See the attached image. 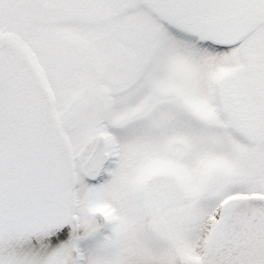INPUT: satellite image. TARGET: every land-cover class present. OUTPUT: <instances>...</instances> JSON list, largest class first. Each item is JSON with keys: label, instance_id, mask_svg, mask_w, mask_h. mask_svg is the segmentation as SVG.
Here are the masks:
<instances>
[{"label": "snow or ice", "instance_id": "6c2138e0", "mask_svg": "<svg viewBox=\"0 0 264 264\" xmlns=\"http://www.w3.org/2000/svg\"><path fill=\"white\" fill-rule=\"evenodd\" d=\"M0 264H264V0H0Z\"/></svg>", "mask_w": 264, "mask_h": 264}]
</instances>
